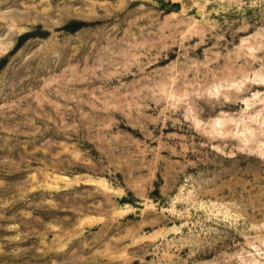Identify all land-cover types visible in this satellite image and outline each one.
Returning <instances> with one entry per match:
<instances>
[{"label": "rangeland", "instance_id": "obj_1", "mask_svg": "<svg viewBox=\"0 0 264 264\" xmlns=\"http://www.w3.org/2000/svg\"><path fill=\"white\" fill-rule=\"evenodd\" d=\"M0 41V264H264V0H0Z\"/></svg>", "mask_w": 264, "mask_h": 264}, {"label": "bare ground", "instance_id": "obj_2", "mask_svg": "<svg viewBox=\"0 0 264 264\" xmlns=\"http://www.w3.org/2000/svg\"><path fill=\"white\" fill-rule=\"evenodd\" d=\"M1 42V41H0ZM5 43V42H4ZM8 46V45H7ZM7 47L6 46H2L0 47V53H4L6 51Z\"/></svg>", "mask_w": 264, "mask_h": 264}]
</instances>
